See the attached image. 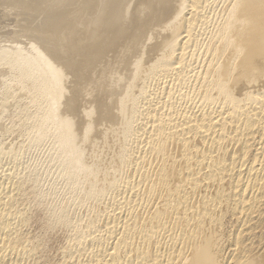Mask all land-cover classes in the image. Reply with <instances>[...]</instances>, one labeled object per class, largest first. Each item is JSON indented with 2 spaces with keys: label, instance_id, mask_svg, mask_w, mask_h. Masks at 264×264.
I'll use <instances>...</instances> for the list:
<instances>
[{
  "label": "bare ground",
  "instance_id": "6f19581e",
  "mask_svg": "<svg viewBox=\"0 0 264 264\" xmlns=\"http://www.w3.org/2000/svg\"><path fill=\"white\" fill-rule=\"evenodd\" d=\"M59 1H52L59 12L38 22L31 56L10 46L4 57L14 64L22 58L28 76L37 66L50 101L64 98L54 119L64 128L61 145H75L68 172L79 189L88 184L107 232L108 246L94 263L264 264V0H225L221 10L219 0ZM6 187L0 184V200L11 197ZM106 196L110 208L101 204ZM65 215L57 221L67 225ZM11 217H0V264H12L21 243ZM233 219L237 228L229 233ZM92 221L87 229L98 228Z\"/></svg>",
  "mask_w": 264,
  "mask_h": 264
},
{
  "label": "rangeland",
  "instance_id": "374dc122",
  "mask_svg": "<svg viewBox=\"0 0 264 264\" xmlns=\"http://www.w3.org/2000/svg\"><path fill=\"white\" fill-rule=\"evenodd\" d=\"M14 1V4H13ZM18 2L16 3L15 0H11L8 4H3V12H1V17H0V184L5 188L10 189V193H11V197L9 198H5V200L3 201V199L0 200V217L6 215H9L11 217V215H13L11 217V221L15 224L18 225V236L21 239V243L18 244L16 246V251H14V254H12L13 256L11 257V263L12 264H89V262L91 264H95L94 261L96 262V256L97 254H99V252H102L103 249H105L108 244V239H107V232L104 230L102 223L103 221V217L100 215L102 208L101 206H99L96 202V200L92 199V198H87V185L86 184H81L80 189L79 186L80 182L76 180V178H74V176H72V178L70 177V170L68 172V165L67 162H69V157H72L73 154L72 152L73 147H75V145H70L67 146L65 148V146L61 145V141L63 142L62 136L61 134H63V130L64 128L62 127V125H58V119H56L57 121H55L54 119V115L59 113L62 103H63V96H61L60 98H58V100H56L57 102H51L50 101V95L48 96L47 94V89L44 86V88L46 89L44 91V88H42V86H40L39 84L41 76L43 74V71L38 73V70L36 68H38L36 66L33 67L31 70L33 71V75L31 73V76L29 74L26 75L23 71V68H25L28 64L27 62H25L26 66L23 63V59L19 58L20 61H22L20 64V61L16 58L15 59V64L12 61L7 62L8 60H5L6 57H4V53L5 52H10V50L15 51L17 48V51L20 50L21 48L23 49V52L20 50L21 53L29 55L25 57V60L28 59V57H30V53L33 49L32 46L33 44L36 45L35 43H38L36 38H35V34L38 32L37 28L38 25H40V22L45 21L47 14L49 12H59V10L57 9L59 4H57L58 2H60L59 0H17ZM27 1V2H26ZM28 1L30 3H28ZM51 1V2H50ZM52 1H58L57 3H52ZM221 1H223L225 4H227L226 2H228V0H219L218 2V6L219 7H224L225 5L222 3H220ZM35 2V3H34ZM44 2V3H43ZM12 3V4H11ZM21 3V4H18ZM34 3V4H33ZM18 4V5H17ZM36 4H38L36 6ZM48 6V9L46 12V8ZM69 4V2L67 3ZM222 4V5H221ZM15 5V6H14ZM22 5V6H21ZM23 8L22 9V7ZM43 5V6H40ZM9 6V7H8ZM19 6V10L15 7ZM28 6V7H27ZM32 6V7H31ZM37 7V9L35 7ZM45 6V7H44ZM5 7V8H4ZM40 7V8H39ZM57 7V8H55ZM6 8H8V11H6ZM14 8V9H13ZM34 8V9H32ZM43 10H42V9ZM216 8V11H217ZM218 8V9H219ZM13 9V10H12ZM21 9V12H20ZM25 9V10H24ZM50 9V10H49ZM57 9V10H56ZM222 8H220L219 10H221ZM17 10V11H16ZM37 10V11H36ZM19 11V12H18ZM31 11V12H30ZM34 11V12H32ZM39 11L41 13H39ZM13 12V13H12ZM17 14H16V13ZM28 12V14L26 13ZM45 12V13H43ZM12 13V14H9ZM34 13V14H33ZM14 14V15H13ZM25 14V15H24ZM31 14L33 16H31ZM43 14V15H42ZM10 17H9V16ZM23 15V16H21ZM40 18H39V16ZM29 20H27L26 18ZM10 18V19H9ZM22 20H21V19ZM34 18V19H33ZM39 20H38V19ZM41 19V20H40ZM32 20V22H31ZM35 20V21H33ZM38 20V21H36ZM28 21V22H27ZM40 24H39V23ZM20 23V25H19ZM26 23V24H25ZM31 23V25H29ZM9 25V26H8ZM19 25V26H18ZM25 25V26H24ZM35 27H34V26ZM37 27V28H36ZM21 28V29H20ZM31 28V29H30ZM5 29V30H4ZM34 29V30H33ZM10 30V31H9ZM25 30V32H24ZM30 31V32H29ZM2 32V34H1ZM32 32V34H31ZM6 33V34H5ZM27 35H26V34ZM9 34V35H8ZM18 34V37H17ZM34 34V35H33ZM24 37H22V36ZM26 35V36H24ZM32 35V36H31ZM5 36V37H4ZM9 37V38H8ZM12 37V38H11ZM2 38V39H1ZM8 38V39H7ZM14 38V41H13ZM5 39V40H4ZM24 39V40H22ZM9 40V41H8ZM11 40V41H10ZM20 40V41H19ZM28 40V41H27ZM25 45L23 46L22 43ZM5 43V44H4ZM8 43V44H7ZM16 43V44H15ZM29 43V44H28ZM4 44V46H3ZM19 44V45H18ZM16 45V46H14ZM23 47H22V46ZM5 48H3V47ZM10 46L12 49H10ZM13 46V47H12ZM29 47L27 49V47ZM9 47V48H8ZM16 47V48H15ZM18 47H20L18 49ZM26 49H25V48ZM10 50H8V49ZM15 48V49H14ZM2 49V50H1ZM24 49L26 50V52H24ZM28 51V52H27ZM30 52V53H29ZM28 53V54H27ZM22 54V57H23ZM2 57V58H1ZM4 57V58H3ZM23 57V58H24ZM18 60V61H17ZM204 62V56L201 55V57H199L196 60V63H194V67L196 66L197 68L199 67L200 64H202ZM5 61V63L3 62ZM3 62V63H2ZM2 63V64H1ZM20 64V65H19ZM8 65V66H7ZM5 66V67H3ZM21 66V67H20ZM23 66V68H22ZM35 66V65H34ZM22 68V69H21ZM35 68V69H34ZM2 69V70H1ZM39 69V68H38ZM41 69H39L40 71ZM37 71V72H36ZM22 72V73H21ZM36 72V74L34 73ZM23 74V75H22ZM25 74V75H24ZM34 74L36 75V77H34ZM39 76V81H36L38 79H36ZM34 79H33V77ZM26 77V78H21ZM31 77V78H29ZM32 79V80H30ZM19 80V81H18ZM25 80V81H24ZM29 80V81H28ZM36 81V82H35ZM67 81V80H66ZM2 82V83H1ZM29 82V83H28ZM35 82V84H34ZM39 82V83H38ZM68 82V81H67ZM65 82L64 86H69L68 83ZM38 85H37V84ZM27 84V85H26ZM33 87H32V85ZM43 84V83H42ZM30 86V88H29ZM23 87V88H22ZM28 87V88H27ZM41 87V88H40ZM188 87V88H187ZM185 87L184 89H182L183 91H185L186 89L189 90V85ZM38 88V89H37ZM40 88V90H39ZM49 88V87H48ZM67 88V87H66ZM24 89V90H23ZM27 89V90H26ZM70 89V88H69ZM18 92H17V91ZM29 90V91H28ZM35 90V91H33ZM41 95L42 93H46L42 96L38 95L40 92ZM43 92H42V91ZM23 91V92H21ZM27 91V92H26ZM37 91V92H36ZM2 92V93H1ZM9 92V93H8ZM31 95H29L28 94ZM14 93V94H13ZM21 93V95L19 94ZM22 93H26L27 95H24ZM32 93V94H31ZM3 94V95H2ZM35 94V95H34ZM63 94L65 95V92H63ZM10 95V96H9ZM24 97H23V96ZM33 95V96H32ZM46 95V96H45ZM17 96V97H16ZM21 96V97H20ZM27 100H26V98ZM6 97V98H5ZM20 97V98H19ZM23 97V98H22ZM38 98V99H35ZM43 97V98H41ZM46 97V99H45ZM49 97V98H47ZM34 98V99H33ZM62 98V100H61ZM12 99V100H11ZM42 99H45L42 101ZM49 99V101H48ZM60 99V101H59ZM2 100V101H1ZM35 101L34 104L32 102ZM39 100V101H38ZM9 101V102H8ZM14 101L15 104H14ZM18 101V102H17ZM41 101V102H40ZM62 101V102H61ZM5 102V103H4ZM29 102V103H28ZM47 102V103H46ZM49 102V103H48ZM8 103L10 105H8ZM38 103V104H37ZM46 103V105H45ZM5 104V105H4ZM27 104V105H26ZM34 104V105H33ZM53 104V105H52ZM57 104V107H56ZM14 105H17V107H15ZM31 105V106H30ZM49 105V106H48ZM53 107V110L52 107ZM60 105V106H58ZM6 106V107H4ZM13 106V108H12ZM28 106V107H27ZM9 107H11L9 109ZM21 107V108H20ZM46 107V108H45ZM55 107V108H54ZM84 107V106H82ZM3 108V109H2ZM20 108V109H19ZM24 108V109H22ZM42 108V109H40ZM59 110H57V109ZM46 109L48 110L46 112ZM8 110V111H7ZM16 110V111H15ZM22 110V111H21ZM31 110V111H30ZM43 110V111H42ZM51 110V111H50ZM13 111V112H12ZM28 111V112H27ZM20 112V113H19ZM43 112V113H41ZM46 112V115L45 113ZM51 112V113H50ZM16 113V114H15ZM23 113V114H22ZM29 113V114H28ZM41 113V115L39 114ZM28 114V115H27ZM32 114V115H31ZM48 114V115H47ZM24 115V116H23ZM37 117H36V116ZM50 115V116H49ZM22 116V117H21ZM30 116V117H29ZM40 116H45L47 120H42V118H40ZM49 116V117H48ZM24 117V118H23ZM35 117V119H34ZM39 117V118H38ZM45 117H43V119H45ZM16 118V119H15ZM23 120H22V119ZM29 118V119H28ZM32 118V119H30ZM37 118V119H36ZM49 118H51L50 120H54L50 122ZM42 121H41V120ZM35 120V121H34ZM45 123V124H44ZM53 123V124H52ZM8 124V126L6 125ZM20 124V125H19ZM34 124V125H33ZM38 126H37V125ZM52 124V125H50ZM56 124V126H55ZM3 125V126H2ZM24 125V126H21ZM43 125V126H41ZM40 126L42 127V129H40ZM55 126V127H54ZM20 127V129H19ZM25 127V128H24ZM37 127V128H36ZM59 127V128H58ZM61 127V128H60ZM8 128V129H7ZM16 128V129H15ZM29 128V129H28ZM39 128V129H38ZM52 128V130H51ZM56 128V129H55ZM6 129V130H5ZM15 129V130H14ZM38 129V130H37ZM62 129V130H61ZM10 132H9V131ZM22 130V131H21ZM29 130V131H28ZM32 130V131H31ZM40 130V131H39ZM47 130V131H46ZM6 131V132H5ZM25 131V132H24ZM44 131V132H43ZM61 131V133H59ZM8 132V133H7ZM29 132V134H28ZM42 132V134H41ZM53 132V133H52ZM57 133V134H56ZM91 133V132H90ZM38 134V135H37ZM25 135V136H24ZM43 135V136H41ZM28 136V137H27ZM43 137V138H41ZM58 137V138H57ZM39 139V140H37ZM56 139V140H54ZM44 140V141H43ZM17 142V143H16ZM54 143V144H53ZM13 144V145H12ZM99 144V143H98ZM55 145V146H54ZM77 145V144H76ZM14 146V148H13ZM97 147V146H96ZM65 148V149H63ZM59 149V150H58ZM89 149H86L85 152L86 154L89 152L87 151ZM95 150V149H93ZM61 151V152H60ZM70 151V152H69ZM72 151V152H71ZM58 152V153H57ZM54 153V154H53ZM65 153V154H63ZM74 153V152H73ZM63 154V155H62ZM67 154V157L65 156ZM72 154V155H71ZM85 154V155H86ZM71 155V156H70ZM95 155V154H94ZM98 155H102V153H99ZM87 156H89L88 154L86 156H84V158H87ZM63 157V158H62ZM60 158V159H59ZM65 159V160H64ZM92 159L87 158L84 159V161L88 163L89 161ZM67 165H66V164ZM51 164V165H50ZM8 167H7V166ZM17 166V167H16ZM23 167V168H22ZM2 169V170H1ZM5 169V170H4ZM24 169V170H23ZM66 169V170H65ZM26 171V172H25ZM16 172V174H15ZM69 173V174H68ZM23 174V175H22ZM65 174V175H64ZM67 174V175H66ZM5 175V176H4ZM20 175V176H18ZM22 175V176H21ZM69 175V176H68ZM15 176V177H14ZM27 176V177H26ZM29 176V177H28ZM36 176V177H35ZM66 176V177H65ZM9 177V178H8ZM18 177V178H17ZM20 177L24 178L20 180ZM63 177V178H62ZM30 178H32L33 180H31ZM39 178V179H38ZM27 179L29 181H27ZM36 179V180H35ZM38 179V180H37ZM70 182H69V181ZM76 180V181H75ZM5 181V182H4ZM8 181V182H7ZM18 183H17V182ZM32 181V182H31ZM39 181V182H38ZM25 185H23V183ZM30 182V183H28ZM35 182V183H34ZM75 182V183H73ZM7 183V184H6ZM22 183V185H21ZM37 183V184H36ZM43 183V184H42ZM71 183V184H70ZM82 183V182H81ZM12 184V185H11ZM15 184V185H14ZM16 184L18 185V187L16 186ZM20 184V185H19ZM32 186H31V185ZM36 184V186H35ZM66 184V185H65ZM5 185V186H4ZM39 185V186H38ZM65 185V187H64ZM13 186V189H12ZM20 186V188H19ZM77 186V188H76ZM11 187V188H9ZM16 187V188H14ZM23 187V190H22ZM25 187V188H24ZM34 187V188H33ZM86 187V188H85ZM27 188V189H26ZM29 188V189H28ZM33 188V189H31ZM37 188V190H36ZM39 188V189H38ZM84 188V189H83ZM20 193H19V191ZM43 189V190H42ZM56 189V190H55ZM75 191H73V190ZM84 190V193L81 192V190ZM17 190V191H16ZM33 190V191H32ZM48 190V191H47ZM69 190H70V195L72 196H76V198H73V196L71 197L69 195ZM82 190V191H83ZM86 190V191H85ZM29 193H28V192ZM35 191V192H34ZM46 191V192H45ZM82 193H80V192ZM17 192V193H16ZM24 192V193H22ZM64 192V193H63ZM28 193V195H27ZM33 193V194H32ZM47 193V195L45 194ZM74 193V194H73ZM80 193V194H78ZM14 194V195H13ZM25 194V195H24ZM35 194V197H34ZM43 194V195H42ZM44 194L46 196H44ZM22 195V196H21ZM23 195L26 197H23ZM30 195L33 196L32 198H30ZM65 195V196H64ZM12 196L15 199L16 197V201L13 200L12 201ZM15 196V197H14ZM28 196V198H27ZM67 196V197H66ZM78 196H82V197H78ZM71 197V198H70ZM86 197V198H85ZM108 196H106L103 201H102V205L108 208L112 207V203L113 200L109 198V200L107 199ZM22 198V200H20ZM38 200H37V199ZM45 200H44V199ZM50 198V199H48ZM78 198V200H77ZM84 198V199H83ZM8 199V200H6ZM27 199V200H26ZM47 199V201H46ZM79 199H82V201ZM90 199V200H88ZM37 200V201H35ZM49 200V201H48ZM54 200V201H52ZM86 200V202H85ZM94 200V201H93ZM9 201V202H8ZM14 201L15 203L18 202V204L14 205ZM27 201V203H26ZM29 201V203H28ZM35 201V202H34ZM40 201V202H39ZM42 201V202H41ZM52 201V202H51ZM79 201V202H78ZM105 201V202H104ZM6 202V205H5ZM20 202V204H19ZM32 204H31V203ZM39 202V205H38ZM71 202V203H70ZM83 202V203H82ZM95 202V204H94ZM58 209H57V206ZM70 203V204H69ZM36 204V205H35ZM76 204H80L79 206ZM94 204V205H93ZM18 205V206H17ZM35 205V207H34ZM65 205V206H62ZM68 205V206H67ZM110 205V206H109ZM10 206V207H9ZM14 206V207H13ZM17 206V207H16ZM24 208H23V207ZM31 206V207H29ZM51 208H50V207ZM56 206V207H55ZM75 206V207H74ZM85 206V207H84ZM29 207V208H27ZM42 207V208H41ZM66 207H68L66 209ZM79 207V208H78ZM81 207V209H80ZM9 208V210H8ZM17 208V209H15ZM26 208V210H25ZM34 208V209H32ZM53 208V209H52ZM14 209V210H13ZM40 209V210H38ZM52 209V210H51ZM56 209V211H55ZM67 211H66V210ZM88 209V210H87ZM19 210L21 212H19ZM27 210L29 212H27ZM60 210V212L58 211ZM64 210V212H62ZM4 211V212H3ZM6 211V212H5ZM11 211V212H9ZM18 211V212H16ZM25 211V213H24ZM32 211V212H31ZM36 211V212H35ZM46 211V212H45ZM55 211V212H52ZM98 213L96 214L95 213ZM2 212V213H1ZM8 212V213H7ZM48 212V213H47ZM52 212V213H51ZM69 212V213H68ZM72 214H71V213ZM78 212V213H77ZM64 213H67L66 215ZM83 213V214H82ZM20 214V215H19ZM45 214V215H44ZM48 214V215H47ZM59 215H65V217L67 219L70 218L69 222L66 223H60L59 221H57L59 219L60 216ZM92 214V217L91 215ZM16 215V217H15ZM18 215V216H17ZM27 215V216H26ZM55 215V216H54ZM90 215V216H89ZM96 215V217H95ZM100 215V216H99ZM22 216V218H21ZM35 216V217H34ZM69 216V218H68ZM74 216V217H73ZM25 219H24V218ZM31 217V218H30ZM45 217V218H44ZM52 217V218H50ZM55 217V218H54ZM58 217V218H57ZM100 217V218H99ZM14 218V219H13ZM41 218V219H40ZM43 218V220H42ZM97 218V219H94ZM40 219V220H39ZM52 219V220H51ZM54 219V220H53ZM72 219V221H71ZM87 219V220H86ZM100 219V221H99ZM15 220V221H14ZM17 220V221H16ZM47 220V221H46ZM93 220V221H92ZM96 220V222L94 221ZM31 221V223H30ZM40 221V222H39ZM46 221V223H45ZM55 221V222H53ZM71 221V222H70ZM78 221V222H77ZM87 221V222H86ZM93 222L94 225L96 224L98 226V228L101 229L99 230L98 228L96 229H87V227L85 226L88 222ZM232 221V220H231ZM228 223V232L229 233H234L237 225H234V222L236 221L235 219H233V223L232 222ZM21 222V223H20ZM39 222V223H38ZM57 222V223H56ZM51 223V224H50ZM78 223V224H76ZM85 223V224H84ZM20 224V225H19ZM22 224H26L25 227ZM30 224V225H29ZM36 224V225H34ZM40 224V225H39ZM69 224V226H68ZM72 224V225H71ZM84 224V225H83ZM45 225V227H44ZM50 225V227H49ZM71 225V226H70ZM75 225V226H74ZM77 225V226H76ZM29 226V228H28ZM49 228H48V227ZM64 226V227H63ZM65 226L66 229H65ZM73 226V227H72ZM234 226V228H233ZM42 227V228H39ZM81 227V228H80ZM34 228V229H33ZM44 228V229H43ZM48 228V229H47ZM71 228V229H70ZM78 228V229H77ZM85 228V229H83ZM43 229V230H42ZM47 229V230H46ZM61 229V230H60ZM73 229V230H72ZM76 232H75V230ZM83 229V230H80ZM49 230V232H48ZM64 230V231H63ZM66 230V231H65ZM87 230V231H86ZM95 232H92L94 231ZM102 232H99V231ZM234 230V231H233ZM22 233H21V232ZM46 231V232H45ZM58 231V232H57ZM98 231V232H97ZM104 231V233H103ZM79 232V233H78ZM84 232V233H83ZM86 232V233H85ZM89 232V234H87ZM106 232V233H105ZM57 233V235H56ZM71 233V234H69ZM75 233V234H74ZM78 233V234H76ZM96 235H95V234ZM22 234V235H21ZM82 234V235H81ZM85 234V235H84ZM94 234V235H93ZM43 235V237H42ZM51 235V236H50ZM79 237H78V236ZM23 236V237H22ZM32 236V237H31ZM40 236V237H39ZM53 236V237H52ZM75 236V237H74ZM86 236V237H85ZM91 236V237H90ZM94 236L96 237L94 239ZM101 236V237H100ZM31 237V238H30ZM45 237V239H44ZM70 237V239H69ZM81 237V238H80ZM93 237V239H92ZM100 237V238H99ZM104 241H101L103 240ZM33 238V239H32ZM87 241H86V239ZM30 239V240H29ZM40 239L42 240V242L40 241ZM50 239V242L48 241ZM83 239V241L81 242V240ZM99 239V240H97ZM23 240V241H22ZM38 240V242H37ZM94 241L89 242V241ZM29 241V244H27V242ZM32 243H31V242ZM24 242V243H22ZM97 242V243H96ZM105 244V245H103ZM91 243V244H90ZM95 243V244H94ZM47 245V246H46ZM81 245V246H80ZM86 245V246H85ZM26 246V247H25ZM85 246V247H84ZM20 250H18V248ZM22 247V248H21ZM28 247V248H27ZM34 247V249H33ZM44 247V248H42ZM48 247V249H47ZM98 247V248H95ZM104 247V248H103ZM26 248V250H25ZM36 248V250H35ZM89 248H93V249H89ZM103 248V249H102ZM22 249V250H21ZM29 249V251H28ZM33 249V250H32ZM95 249V250H94ZM98 249V250H97ZM43 250V251H42ZM74 250V252H73ZM21 252V254L19 252ZM25 251V253L23 252ZM68 251V252H67ZM88 251V252H87ZM93 251V252H91ZM95 251V252H94ZM97 251V252H96ZM17 253V254H16ZM28 253V255H27ZM77 253V254H76ZM32 254V255H30ZM88 254V255H87ZM77 257H76V256ZM22 256V258H20ZM28 256V257H27ZM45 256V257H44ZM94 256V257H93ZM70 257V258H69ZM25 258V259H24ZM28 258V259H27ZM78 258V260H77ZM92 258V259H91ZM27 259V260H26ZM31 259V260H30ZM33 259V260H32ZM47 259V260H46ZM84 259V260H83ZM87 259V260H86ZM94 259V260H93ZM44 260V262H43ZM75 260V261H74ZM74 261V262H73ZM39 262V263H38Z\"/></svg>",
  "mask_w": 264,
  "mask_h": 264
},
{
  "label": "water",
  "instance_id": "95a60500",
  "mask_svg": "<svg viewBox=\"0 0 264 264\" xmlns=\"http://www.w3.org/2000/svg\"><path fill=\"white\" fill-rule=\"evenodd\" d=\"M2 3H3V0H0V17H1V12H2V8H3V4Z\"/></svg>",
  "mask_w": 264,
  "mask_h": 264
}]
</instances>
